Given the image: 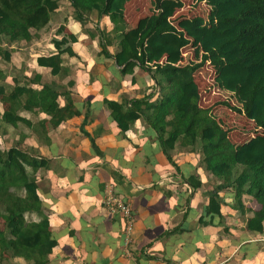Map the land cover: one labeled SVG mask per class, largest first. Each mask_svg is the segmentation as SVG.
Returning a JSON list of instances; mask_svg holds the SVG:
<instances>
[{
    "label": "crops",
    "instance_id": "obj_1",
    "mask_svg": "<svg viewBox=\"0 0 264 264\" xmlns=\"http://www.w3.org/2000/svg\"><path fill=\"white\" fill-rule=\"evenodd\" d=\"M60 2L29 43H6L12 50L9 62L0 58V85L13 87L18 81L39 90L51 83L59 91L68 90L80 112L53 128L46 113L23 111L25 98L19 97L14 111L39 128L19 124L0 131L4 148L17 145L46 161L35 175L56 241L47 264H264V227L262 233L246 227L258 207L244 204L245 214L234 209V188L221 187L219 178L207 170L199 144L176 143L170 160L143 118L125 132L113 121L107 100L120 103L150 91L157 95L158 88L137 67L133 74L121 73L115 59L102 54V38L97 33L89 37L71 17L69 1ZM89 17L90 31L112 30L108 16L92 11ZM60 26L78 40L71 45L76 56L61 55L63 76L36 63L38 57L54 53L51 40ZM106 50L114 55L119 46L116 42ZM36 75L40 81L34 83ZM57 102L64 106L66 99L60 96ZM37 130L47 137L39 138ZM190 177L200 181V187L194 189L187 181ZM110 191L134 212L128 245L124 220L103 205ZM215 195L220 214L207 213ZM11 264L27 263L15 259Z\"/></svg>",
    "mask_w": 264,
    "mask_h": 264
},
{
    "label": "trees",
    "instance_id": "obj_2",
    "mask_svg": "<svg viewBox=\"0 0 264 264\" xmlns=\"http://www.w3.org/2000/svg\"><path fill=\"white\" fill-rule=\"evenodd\" d=\"M68 1L71 17L80 23L83 31H89V37L98 34L102 38V54L113 57L121 67V73L133 74L137 67L158 88L157 95L149 92L140 98L124 99L120 103L107 100L110 116L117 126L125 132L137 119L143 118L156 132L161 149L170 160L169 151L176 143L192 147L199 144L207 170L219 178L221 187L234 188V209L241 214L246 213L243 195L250 196L259 205L253 216L247 219L246 227L262 233L264 148H251L252 154L257 158L253 162L238 161L228 131L219 125L208 109L200 106L195 72L206 62L228 66L231 83L248 81L244 107L251 104L264 118V0H209L214 5L227 3L228 13L217 20L225 27L208 25L200 16L183 20L179 24L205 50L200 62L183 66L165 62L152 67L147 63L144 43L151 36L166 35L172 31V27L166 23V16L161 12L150 15L147 23H140L145 30L136 41L132 32H126L127 22L125 16L117 12L120 11L116 5L117 0ZM58 2L59 0H0V58L8 62L11 59L12 50L7 48L6 43L17 42L19 46L29 43L35 33L49 22ZM161 2L162 0H155L157 9ZM92 11H96L99 17L108 16L113 24L112 30L106 32L95 27V30L90 31L89 14ZM63 30L64 27L60 26L51 40L54 53L36 60L38 65L49 67L53 75L66 74L63 73L66 68L62 65V54L76 56L71 45L77 41V36L65 34ZM58 35L61 38H56ZM168 39L169 37L162 41L164 49L168 44L176 46L174 39ZM114 41L117 42L119 51L112 55L106 50V46L113 45L116 43ZM39 81L40 76L36 75L32 82ZM72 84L70 82L68 85ZM60 96L66 99L64 106H59L57 102ZM19 97L25 98L23 111L39 110L46 113L53 128L80 114L72 104L70 92L59 91L51 83L43 84L39 90L18 81L13 87L3 83L0 85V102L3 103L0 131L19 124L31 130L39 128L37 123H32L30 119H25L14 111V101ZM225 105L236 112L241 111L236 106ZM36 132L39 138L47 137L38 130ZM46 142H49L48 138ZM45 163V160H37L29 151L22 150L17 145L4 148L0 140V264H11L15 259H21L27 264H47L48 255L56 246L48 216L41 207L38 195L40 184L35 175V171ZM187 181L194 189L200 187V181L194 178L190 177ZM219 207L218 197L211 196L206 212L220 214Z\"/></svg>",
    "mask_w": 264,
    "mask_h": 264
},
{
    "label": "rangeland",
    "instance_id": "obj_3",
    "mask_svg": "<svg viewBox=\"0 0 264 264\" xmlns=\"http://www.w3.org/2000/svg\"><path fill=\"white\" fill-rule=\"evenodd\" d=\"M64 2L65 0H61L60 3ZM66 4L68 5V3ZM226 4L214 5L209 0H162L157 9L155 0H117L116 2L118 10H120L117 12H121L125 16L126 32H132L136 36L134 38L136 41L145 30V27H142L140 23H147L150 15L161 12L166 16V23L172 27V31L166 35L151 36L144 43L143 50L147 57V63L151 67L165 62L180 66L200 62L205 50L188 34L185 27L179 24L183 20L200 16L208 25L225 27L217 20L220 16H225L228 13ZM168 37V40L174 39L176 46L168 44L164 49L162 41ZM137 51H139V47ZM227 67L206 62L195 72V80L200 91L199 103L201 107L210 111L223 129L228 131L229 139L235 146L238 161L253 162L257 158L252 154L251 148H264V118L251 104L244 107L247 87H249L248 81L231 83ZM139 73L146 74L141 70ZM226 103L240 108L241 111L232 110L230 106L225 105ZM242 199H244L243 204L246 207L259 206L250 196L243 195Z\"/></svg>",
    "mask_w": 264,
    "mask_h": 264
},
{
    "label": "built area",
    "instance_id": "obj_4",
    "mask_svg": "<svg viewBox=\"0 0 264 264\" xmlns=\"http://www.w3.org/2000/svg\"><path fill=\"white\" fill-rule=\"evenodd\" d=\"M104 207L107 211L114 215H119L125 222V230H126V239L125 245L130 243V232L134 226V212L130 204L125 201L123 198L115 194L114 192H109L103 201ZM128 253V250H125Z\"/></svg>",
    "mask_w": 264,
    "mask_h": 264
}]
</instances>
